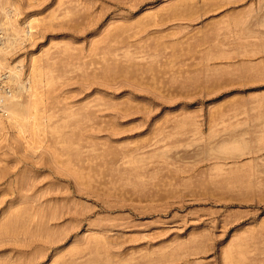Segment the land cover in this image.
Segmentation results:
<instances>
[{
  "label": "rangeland",
  "instance_id": "374dc122",
  "mask_svg": "<svg viewBox=\"0 0 264 264\" xmlns=\"http://www.w3.org/2000/svg\"><path fill=\"white\" fill-rule=\"evenodd\" d=\"M0 32V264H264V0H0Z\"/></svg>",
  "mask_w": 264,
  "mask_h": 264
},
{
  "label": "bare ground",
  "instance_id": "6f19581e",
  "mask_svg": "<svg viewBox=\"0 0 264 264\" xmlns=\"http://www.w3.org/2000/svg\"><path fill=\"white\" fill-rule=\"evenodd\" d=\"M29 28L32 29V27H30V26H29ZM30 29H28L29 34H30V31H31ZM0 34H1V32H0ZM3 34H5V31L3 32ZM3 34L0 35V48H2V46L4 45V43H5L6 41H8L7 39H9V37H8L9 35L7 36L8 38L4 39ZM6 35H7V32H6ZM17 39H18V38H17ZM17 39H16V40H17ZM13 40H15V38H14ZM10 41H12V40H9V42H10ZM1 45H2V46H1ZM17 72H18V71H16V75L19 74V73L17 74ZM12 78H13V77H12ZM12 78L10 77V80H11ZM10 80H9V81H10ZM13 80H15V79H13ZM17 80H18V78H17ZM17 80H15V81H17ZM17 82H18V85H19V82H20V81H17ZM21 87H22V89L25 88L23 85H22ZM26 88H27V87H26ZM27 89H29V88H27ZM12 96L14 97V94H13ZM17 108H18V107H14V110H12L13 113L16 111V113H15L16 117H17V115H19V114L21 115V112H22V111L20 110V108H18L19 110H18ZM16 109H17V110H16ZM20 111H21V112H20Z\"/></svg>",
  "mask_w": 264,
  "mask_h": 264
}]
</instances>
